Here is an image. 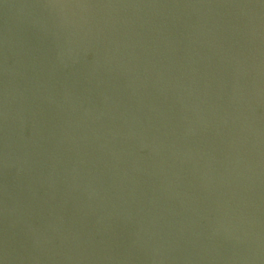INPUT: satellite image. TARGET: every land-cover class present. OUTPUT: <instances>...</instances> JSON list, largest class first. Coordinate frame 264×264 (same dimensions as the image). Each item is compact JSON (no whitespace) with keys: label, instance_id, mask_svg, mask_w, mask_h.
Listing matches in <instances>:
<instances>
[{"label":"water","instance_id":"obj_1","mask_svg":"<svg viewBox=\"0 0 264 264\" xmlns=\"http://www.w3.org/2000/svg\"><path fill=\"white\" fill-rule=\"evenodd\" d=\"M0 264H264V0H0Z\"/></svg>","mask_w":264,"mask_h":264}]
</instances>
